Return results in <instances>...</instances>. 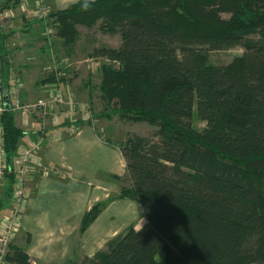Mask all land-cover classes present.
<instances>
[{
    "label": "trees",
    "instance_id": "16d2710c",
    "mask_svg": "<svg viewBox=\"0 0 264 264\" xmlns=\"http://www.w3.org/2000/svg\"><path fill=\"white\" fill-rule=\"evenodd\" d=\"M47 18L67 57L77 26L100 21L103 34L118 36L115 48L95 50L110 63L101 97L155 129L126 135L118 146L125 175L113 177L116 198L135 203L145 223L65 264H264V0L79 1ZM7 38L0 32V131L10 161L26 132L4 102ZM235 46L245 54L208 64L209 53ZM194 109L201 131L191 126ZM5 178L8 198L14 175ZM103 207L84 214L80 234ZM4 264L33 263L10 243Z\"/></svg>",
    "mask_w": 264,
    "mask_h": 264
},
{
    "label": "crops",
    "instance_id": "0c3cea01",
    "mask_svg": "<svg viewBox=\"0 0 264 264\" xmlns=\"http://www.w3.org/2000/svg\"><path fill=\"white\" fill-rule=\"evenodd\" d=\"M79 1L93 0H47V3L48 8L55 12ZM26 4L25 0L24 8H27ZM12 40L16 43L14 50L8 49L12 57L11 71L20 72L19 65L24 72L35 71L37 64L34 66L31 60L37 58L42 46L19 42L22 36L14 35ZM45 54L54 61L55 56L51 52ZM14 56L19 59H15L19 64L14 62ZM48 79L49 76L45 80ZM45 80L42 81L44 88L53 85V81L44 83ZM53 91L42 90L41 94ZM71 92L69 90L70 99L73 97ZM22 95L26 97L24 92ZM20 120L21 128H26V135L19 141L18 148L36 144L25 142L33 135L38 136V142L41 141L38 157L48 167L46 174H35L26 181L27 197L18 219L16 241L13 242L33 264H65L74 255L92 258L109 240L128 227L138 229L144 224L135 203L116 198L120 184L113 177L123 178L125 175V164L118 147L123 140L116 143L104 137L88 122L75 128H58L43 135L34 123L21 117ZM4 185L6 189L7 183ZM96 204L104 207L80 234L82 217ZM11 207L12 194L7 198L6 192L0 193V221Z\"/></svg>",
    "mask_w": 264,
    "mask_h": 264
},
{
    "label": "rangeland",
    "instance_id": "374dc122",
    "mask_svg": "<svg viewBox=\"0 0 264 264\" xmlns=\"http://www.w3.org/2000/svg\"><path fill=\"white\" fill-rule=\"evenodd\" d=\"M24 1L0 0V32L8 35L5 43L6 48L14 50L13 46L16 43L12 40L14 35L22 36V40L19 42L30 43L36 47L42 46V48L39 49V55L36 56L38 59L31 60V64H37L34 65L35 71L24 72L19 65L20 72L10 70V80L14 82L13 85L18 90V98L24 104L38 99L48 100L54 93L61 97V102H55L52 110L46 114L43 112L33 113L27 120L34 123L36 125L34 127L38 128L43 135L58 128L70 126L75 128L81 123L89 122L104 137L112 139L116 143L124 141L127 134L150 137L155 131L153 127L143 122L127 120L126 117H123L115 100L107 103L101 97L99 90L102 77L101 68L110 65V63L105 57L96 54L95 50L100 47L115 48L119 42L118 36L103 34L100 30V21L91 30L77 26L79 36L73 46L71 56L67 57L61 47V40L56 36V29L51 24L52 20L47 18L48 14L54 12L48 8L47 0H26L27 8L23 7ZM40 7L47 10L46 17L43 19L38 17ZM25 34L27 35L25 36ZM9 50L8 60L11 64L12 57ZM44 51L47 54L51 52L55 56L54 61L50 56H46ZM244 54L245 52L240 46H235L230 50L209 53L207 61L212 66H224ZM15 59L19 60L14 56V62L19 64ZM48 76L49 78L54 77L55 81L53 85L44 88L42 81ZM48 89L54 90V93L41 94L42 90ZM69 90L73 93L72 99L69 97ZM23 92L25 98L22 95ZM13 117L16 127L23 131L26 130L25 127L21 128L20 126V115L13 114ZM191 126L196 131H201L205 126L198 119L195 109ZM38 141V136L33 135L25 143H38ZM5 176L0 177V193H4L6 190L4 187V184L7 183ZM161 257V254H158L157 259ZM81 258L82 256L77 255L74 261L77 262Z\"/></svg>",
    "mask_w": 264,
    "mask_h": 264
},
{
    "label": "built area",
    "instance_id": "2783aa9c",
    "mask_svg": "<svg viewBox=\"0 0 264 264\" xmlns=\"http://www.w3.org/2000/svg\"><path fill=\"white\" fill-rule=\"evenodd\" d=\"M47 10L40 7L38 17H46ZM49 33V32H48ZM55 70V69H54ZM59 75V74H56ZM10 80L8 89L9 109L13 114H19L23 120H27L33 113L43 112L46 114L53 109L55 102H61L60 95L54 93L48 100L38 99L31 103H22L18 98V90ZM2 96L0 95V113L3 111ZM41 141L30 146H22L17 149L16 154L7 161L3 150L0 131V177L7 173H13L14 183L12 187V207L9 213L3 216L0 222V264H4V257L8 252L10 243L18 233V219L21 215L23 204L26 200L25 184L35 174H46L48 168L38 157Z\"/></svg>",
    "mask_w": 264,
    "mask_h": 264
},
{
    "label": "water",
    "instance_id": "95a60500",
    "mask_svg": "<svg viewBox=\"0 0 264 264\" xmlns=\"http://www.w3.org/2000/svg\"><path fill=\"white\" fill-rule=\"evenodd\" d=\"M4 102H5V104L8 102V99L6 98L5 100H4Z\"/></svg>",
    "mask_w": 264,
    "mask_h": 264
}]
</instances>
